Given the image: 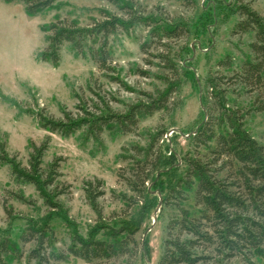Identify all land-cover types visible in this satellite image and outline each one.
Segmentation results:
<instances>
[{
  "label": "rangeland",
  "instance_id": "374dc122",
  "mask_svg": "<svg viewBox=\"0 0 264 264\" xmlns=\"http://www.w3.org/2000/svg\"><path fill=\"white\" fill-rule=\"evenodd\" d=\"M133 2L144 10L146 16L187 23L190 35L164 41V46L153 45L147 54L140 50L141 44L149 39L146 28L138 26L128 31L118 30L109 36L112 75L130 89L125 91L117 83L109 81L90 59L76 57L67 44L60 49V61L56 66L38 59L46 47L48 33L45 30L50 24L61 20L86 27L93 20L101 19L100 10L122 16L113 5L105 0H59L51 9L28 16L22 3L0 0V147L3 146L9 156H16L23 166H27L31 143L39 145L47 141L42 168L45 170L53 159L59 158V180L69 185L68 193L59 198L61 210L54 212L44 206L32 185L16 183L9 167L0 164V229L8 231L12 242L23 253L19 261L11 264H33L27 256L35 244H23L18 240L28 221L48 222L54 232L55 249L65 251L72 234L103 239L110 228L118 227L122 220H129L141 204L129 209L126 199L144 200L137 198L120 177L125 175L130 162L125 158L134 154V146L145 148L150 137L157 132H162V138L167 139L177 156L188 155L210 162L215 141L203 147L187 140L188 134L195 131L202 120L200 88L208 75L224 76L228 106L245 113L244 128L264 149V111H256L264 102V86L245 89L233 79L242 72L245 61L254 58L250 48L255 41L254 34L234 33L235 25L243 18L229 15L227 9L242 3L264 18V0H193L192 5L179 0ZM167 51L181 73H187L188 77L181 78L182 84L171 97L170 109L142 118L133 133L114 136L105 132L99 141H86L81 133L62 138L40 129L32 116L23 114L27 110L43 109L46 114L61 117L62 107L74 111L78 102L74 94L90 102L96 101L95 93L111 100L114 110L122 111L123 104L144 100L140 93L154 94L165 88L162 78L171 74L160 67L157 56ZM222 62L229 66L220 65ZM137 70H143L147 75L141 76ZM6 102L18 103L22 114L18 115V110ZM215 132L218 135L217 127ZM221 167L217 178L237 184L239 177L235 162L230 165L229 160L222 159L211 165L213 169ZM181 173L173 174L172 178ZM169 179L162 178L165 183ZM95 180H100L104 192L96 201L101 217L93 211L84 191V184H95ZM146 188L150 195L148 199H157V206L161 200V205L149 213L134 237L136 247L129 255L90 263L70 256L65 262L52 264H158L169 223L180 218L181 209L198 218L202 206L197 204L193 192L183 198L171 196L163 202L161 194L152 189L151 183L147 182ZM14 195H22L25 202L16 200ZM5 207L11 210L9 215L5 213ZM145 242L148 256L141 252ZM250 260L246 263L242 256L223 260L211 254L208 262L199 264H264L261 256H253Z\"/></svg>",
  "mask_w": 264,
  "mask_h": 264
},
{
  "label": "trees",
  "instance_id": "16d2710c",
  "mask_svg": "<svg viewBox=\"0 0 264 264\" xmlns=\"http://www.w3.org/2000/svg\"><path fill=\"white\" fill-rule=\"evenodd\" d=\"M2 1L22 3L26 14L35 16L51 9L59 0ZM105 1L120 11L122 16L100 10L101 19L93 20L86 27H80L72 21L56 20L45 30L48 33L45 37L46 47L39 53L38 59L56 66L60 61L59 51L67 44L76 57L90 59L109 81L130 91L126 84L112 75L114 69L110 64L108 37L118 30L128 31L138 26L146 28L149 30V39L141 44L140 50L147 54L153 45L164 46V41L188 37L190 27L181 21L146 16L144 10L133 0ZM179 1L189 5L193 3V0ZM227 9L229 15L243 18L235 25L234 33H253L255 38L250 45L254 58L246 60L242 72L233 79L245 89L264 86V18L242 3H236ZM157 58L161 62L160 67L171 74L162 78L165 88L154 94L140 93L144 100L123 104L122 111L114 110L111 100L95 93L96 101L90 102L74 94V98L78 100L74 111L62 107L61 117L46 114L43 109L35 112L27 110L23 114L32 116L40 129L62 138L81 133L86 141H99L105 132L114 136L133 133L142 118L170 109L171 97L182 84L181 78L188 77L187 73H181L177 68L169 51L158 54ZM220 65L229 66L224 62ZM137 73L144 77L147 75L143 70H137ZM224 79V76L212 75L203 79L200 88L202 120L197 129L187 136V140L197 146L206 147L208 143L215 141V149L211 151L213 159L210 162H202L188 155L177 156L167 139L162 138V132H157L150 137L145 148L134 146V154L125 158L130 162L125 175L120 177L137 198L144 200L137 201L132 197L126 199V207L129 209L141 204L130 215L129 220H122L118 227L110 228L103 239L83 238L72 234L65 251L55 249L54 232L48 222L28 221L18 236L23 244H35L29 251L27 260L33 264H52L65 262L72 256L90 263L129 255L136 247L135 235L141 230L151 210L157 206V199H148L150 195L146 188L147 182L161 194L163 202L168 197L183 198L193 192L197 204L202 206L198 218L188 210L181 209L180 218L169 223L158 264L206 263L211 254L223 260L242 256L246 263H250L253 256L264 258V149L244 128L245 113L228 106V91L223 86L226 83ZM6 103L18 110V115L22 114L18 103ZM256 111H264V102ZM215 127L219 129L218 135ZM30 148L27 166H23L16 156H9L1 146L0 164L9 167L10 175L16 183L32 185L44 206L54 212L60 211L59 198L69 191V185L59 180L60 159H53L43 170L42 158L47 150V141L39 145L31 143ZM222 159L229 160L230 165L234 162L237 165V184L217 178L222 167L213 169L211 165ZM179 171L182 172L180 176L172 178ZM163 177L170 179L165 183ZM233 187L236 190H232ZM101 188L100 180H95V184H84L86 199L98 217H101V212L97 209L96 201L104 195ZM14 198L25 202L22 195H14ZM4 210L7 215L11 213L6 207ZM208 249L211 250L207 251ZM141 252L148 256L146 242L142 244ZM22 257L21 249L12 242L8 231L0 229V264H11Z\"/></svg>",
  "mask_w": 264,
  "mask_h": 264
},
{
  "label": "water",
  "instance_id": "95a60500",
  "mask_svg": "<svg viewBox=\"0 0 264 264\" xmlns=\"http://www.w3.org/2000/svg\"><path fill=\"white\" fill-rule=\"evenodd\" d=\"M202 108V107H201ZM160 205H161V200L159 201V203H158V208L160 207ZM150 230V228L149 229H147V231L146 232H148Z\"/></svg>",
  "mask_w": 264,
  "mask_h": 264
}]
</instances>
